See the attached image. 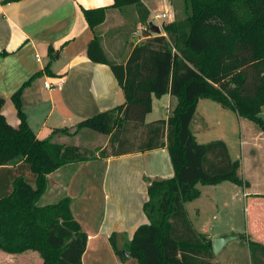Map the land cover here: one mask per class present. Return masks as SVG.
<instances>
[{"label": "trees", "instance_id": "16d2710c", "mask_svg": "<svg viewBox=\"0 0 264 264\" xmlns=\"http://www.w3.org/2000/svg\"><path fill=\"white\" fill-rule=\"evenodd\" d=\"M238 1L185 0L189 14L164 25L165 34H156L149 28L150 12L141 0H113L111 8L137 6L145 27L146 39L131 48L124 62L109 60L95 33L108 8L82 9L94 32L87 57L110 67L125 101L75 125L74 133L89 129L108 136L107 145L94 155L54 139L57 133H67V127L55 128L43 139L36 137L20 103L21 89L29 80L11 96L17 127L1 113L4 97L0 96V251H36L42 264H82L87 236L71 212V199L63 196L39 204L48 174L69 163L165 146L174 175L148 181L142 205L148 222L135 229L123 250L115 244L120 234L112 233L113 249L123 260L129 253L137 264H218L211 239L194 229L185 203L198 197L197 183H248L238 175L239 162L230 158L226 143L219 139L197 142L191 123L198 100L209 98L257 122L264 132L259 116L264 106V12L240 21L234 12ZM244 2L264 7V0ZM166 93L176 100L171 113L146 122L152 97ZM245 242L251 264H264V245L250 236Z\"/></svg>", "mask_w": 264, "mask_h": 264}, {"label": "crops", "instance_id": "0c3cea01", "mask_svg": "<svg viewBox=\"0 0 264 264\" xmlns=\"http://www.w3.org/2000/svg\"><path fill=\"white\" fill-rule=\"evenodd\" d=\"M142 3L152 14L147 4ZM112 4L113 0H0V52H6L0 54V96L4 97L1 113L10 125L17 127L19 124L11 96L28 80L21 89V108L29 128L40 139L48 137L55 128L72 127L85 117L125 101L110 67L91 61L86 54L94 32L85 22L82 9L108 8L106 19L95 27V33L109 60L124 62L135 45L128 49L122 59L114 56L112 59L108 55L105 34L109 17L115 15L110 7ZM49 48H52V53ZM36 55L40 60L36 59ZM45 81L59 85L48 90L44 86ZM162 96L168 97L169 104L174 102L175 105L176 100L169 93ZM154 98L160 99L152 97L151 111ZM167 112L166 108L165 116L161 118H167ZM195 118L194 115L193 120ZM155 119L158 118L146 122ZM201 119L204 123L203 117ZM57 135H54L55 140ZM245 143L244 138L240 139V158L243 156V159L237 173L248 184L237 185L230 181L215 184L221 185L224 192L230 195L235 207L237 198L244 205L245 231L240 233L233 223L213 226L204 220L196 225L190 218L186 204L185 208L198 233L210 239L236 234L238 237L235 239L240 244L238 248L247 249V260L243 264H251L245 238L250 236L264 245V160L260 161L258 153L246 155ZM227 148L230 158L236 160L238 155L233 157L228 145ZM239 169L242 174H239ZM173 175L169 153L164 146L146 152L63 165L48 174L45 193L50 196L54 194L56 201L63 196L71 199V212L87 236L82 264H137L132 257L125 255L124 260L119 258L109 237L112 233L122 235L115 241L116 247L122 249L124 243L132 238L135 229L148 222L142 210L147 200L148 181L168 179ZM198 191L199 197L201 191ZM214 201V210L218 213L220 203L217 199ZM51 202L54 201L47 203ZM223 204L227 206V200ZM198 212L196 207L195 213ZM210 214L215 218L213 211ZM218 252L214 253L215 261L221 264ZM24 253L0 251V264L13 257L24 259ZM33 255L26 258L36 259L35 262L40 263Z\"/></svg>", "mask_w": 264, "mask_h": 264}, {"label": "rangeland", "instance_id": "374dc122", "mask_svg": "<svg viewBox=\"0 0 264 264\" xmlns=\"http://www.w3.org/2000/svg\"><path fill=\"white\" fill-rule=\"evenodd\" d=\"M141 2L146 3L151 9L152 14L150 13V22L160 27V34H165L163 29L164 25L170 24L173 20L184 18L190 12L185 0H142ZM138 9L139 8L135 5H123L120 8L113 7L114 11H112V14L115 15L109 17L106 24V28L108 29H106L107 31L105 34L106 44L109 49L108 55L112 59L113 56L122 59L133 44H140L146 39L145 27L140 22ZM259 11L264 12V7L258 4L250 6L246 4L244 0H239L234 7L236 18L243 22L249 21L254 13ZM163 14L165 15L164 17L155 18V15ZM48 60L49 59H47V61ZM173 106L174 102H170L169 104L168 97L166 96H162L160 99L154 98L153 110L146 115L145 121L161 118L162 116L164 117L166 108L169 114ZM194 115L196 118L191 123V129L194 132L193 134L196 135L194 136L199 143H207L212 139H219L218 137H221L229 146L232 156L238 155L236 160L241 163L243 156L240 158L241 151L239 142L240 139L244 138L246 142V155L258 153L260 161L264 160V132L258 126L257 122L244 117H240L239 119V116L234 110L225 108L209 98H200L198 100ZM259 116L264 122V106ZM202 117L204 123L201 122ZM74 132L75 125L68 127L67 133H58L56 141L79 145L81 148L86 149L88 153L91 152L94 155L98 154V149L100 147H105L107 145L108 136L106 135L99 134L89 129H83L76 133ZM238 171L239 174H242L241 169ZM197 188L201 191V195L185 203L194 224L204 220L205 223L213 226L233 223L237 231H240V233L245 231L244 205L239 202L238 198L236 200L237 207H235L230 200V195L224 192L221 185H204L198 183ZM215 199H217L222 206L219 205L221 210H219L218 213L214 210ZM224 200H227V206L223 204ZM50 201H56L55 195L53 194L50 196L48 193H45L40 199L39 204ZM212 203L214 206L212 205L211 207L210 204ZM196 207L199 209L198 213H195ZM210 211L214 212L215 218L212 217ZM120 238H122V235L117 237V240ZM238 245H240L239 241L233 239L218 252V256L221 258V264H243V262H246L247 249L246 247L245 249L238 248ZM24 254L25 255L22 257L24 259H20L21 257H13L12 259H7L9 261L3 264H41L42 259L36 251H26ZM30 254H34L33 256H36L40 263H36V259L26 258L30 256ZM25 258L29 261L25 260ZM10 261L22 262L11 263Z\"/></svg>", "mask_w": 264, "mask_h": 264}, {"label": "water", "instance_id": "95a60500", "mask_svg": "<svg viewBox=\"0 0 264 264\" xmlns=\"http://www.w3.org/2000/svg\"><path fill=\"white\" fill-rule=\"evenodd\" d=\"M149 28L151 32L159 34L161 32V29L158 25L149 22ZM1 59V56H0ZM238 236L236 234H229L226 236H216L211 239V246L214 253H217L227 242H229L232 239L237 238ZM127 257H130L129 253H125Z\"/></svg>", "mask_w": 264, "mask_h": 264}, {"label": "built area", "instance_id": "2783aa9c", "mask_svg": "<svg viewBox=\"0 0 264 264\" xmlns=\"http://www.w3.org/2000/svg\"><path fill=\"white\" fill-rule=\"evenodd\" d=\"M165 15L163 14V15H155V18L156 19H158V18H160V17H164ZM36 59L37 60H40V58H39V56L38 55H36ZM59 84H53V83H50V82H48V81H45L44 82V86H45V88L46 89H48V90H53L56 86H58Z\"/></svg>", "mask_w": 264, "mask_h": 264}]
</instances>
